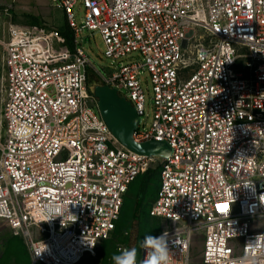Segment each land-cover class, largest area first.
I'll list each match as a JSON object with an SVG mask.
<instances>
[{
    "label": "built area",
    "instance_id": "2783aa9c",
    "mask_svg": "<svg viewBox=\"0 0 264 264\" xmlns=\"http://www.w3.org/2000/svg\"><path fill=\"white\" fill-rule=\"evenodd\" d=\"M48 1L63 13L70 47L58 30L5 25L0 12V222L32 264L94 256L132 184L154 170L147 214L169 223L173 264H192L197 236L200 264H264V0ZM87 32L119 67L90 64ZM88 69L133 107L132 141L166 144L168 158L113 136ZM143 75L152 88L147 132ZM45 205L60 212L49 219Z\"/></svg>",
    "mask_w": 264,
    "mask_h": 264
},
{
    "label": "rangeland",
    "instance_id": "374dc122",
    "mask_svg": "<svg viewBox=\"0 0 264 264\" xmlns=\"http://www.w3.org/2000/svg\"><path fill=\"white\" fill-rule=\"evenodd\" d=\"M0 12L3 15L5 25L56 29L58 31H63L66 27L63 13L52 8L48 0H0ZM74 13L77 24L81 25L83 10L76 7ZM82 44L90 64L98 72L105 73L120 66V63L113 64L111 60L105 58V46L98 34L93 35L91 32L83 34ZM133 58L123 60L122 63L127 65L135 61L134 56ZM88 76V85L92 92L95 87L102 86L100 78L91 69H88ZM141 84L145 97V107L139 129L147 132L153 119L152 88L147 75L142 76ZM151 173L154 174L149 177L145 191L142 187L141 191L137 195L135 194L141 188L142 178L137 179L130 187L125 197L117 230L112 238L101 244L94 256L85 257L79 264H113L112 256L119 254L120 245L128 248L135 246L139 253L140 244L145 235L157 236L169 229V223L149 218L147 214L159 181L158 171L154 170ZM135 200L138 201V207ZM201 249L202 238L197 236L193 243L192 264H200ZM0 264H32L25 242L19 236H15L3 222H0Z\"/></svg>",
    "mask_w": 264,
    "mask_h": 264
},
{
    "label": "water",
    "instance_id": "95a60500",
    "mask_svg": "<svg viewBox=\"0 0 264 264\" xmlns=\"http://www.w3.org/2000/svg\"><path fill=\"white\" fill-rule=\"evenodd\" d=\"M93 95L98 101L101 118L125 148L140 155L169 157L171 151L166 144L150 142L138 145L132 141L140 120L131 104L120 97L116 90L98 86L94 88Z\"/></svg>",
    "mask_w": 264,
    "mask_h": 264
},
{
    "label": "clouds",
    "instance_id": "9594fccd",
    "mask_svg": "<svg viewBox=\"0 0 264 264\" xmlns=\"http://www.w3.org/2000/svg\"><path fill=\"white\" fill-rule=\"evenodd\" d=\"M45 209L49 214V219L55 218L57 214L54 213L60 212L59 206L45 205ZM175 245L176 241L170 240L167 231L159 236L145 235L140 244L143 250L142 259L138 260V249L133 246L120 249L119 254L112 256V261L113 264H173L172 247Z\"/></svg>",
    "mask_w": 264,
    "mask_h": 264
},
{
    "label": "trees",
    "instance_id": "16d2710c",
    "mask_svg": "<svg viewBox=\"0 0 264 264\" xmlns=\"http://www.w3.org/2000/svg\"><path fill=\"white\" fill-rule=\"evenodd\" d=\"M35 25H36V23H35ZM59 33L62 35V36H64L65 38H66V41H67V45L70 47V41H71V33H70V31L68 30V28H67V26L65 27V29L63 30V31H59ZM151 174H154V173H151V172H149V173H147V174H145L144 176H142V177H140V178H142V181H141V183H140V189L138 190V192L137 193H135L136 195L141 191V189H142V187L144 188V191L146 190V188H147V185H148V183H149V177L151 176ZM157 188H158V186H157ZM143 191V192H144ZM156 191H157V189H156ZM156 193V192H155ZM128 194V193H127ZM127 196V195H126ZM154 197H155V195H154ZM154 197H153V199H154ZM138 200V199H137ZM137 200H135V204H136V206L138 207V201ZM153 201V200H152ZM151 201V202H152ZM141 207H142V205L140 206V209H141ZM149 209V208H148ZM122 212H123V210H122ZM147 213H148V210H147ZM116 230H117V228H116ZM116 232V231H115Z\"/></svg>",
    "mask_w": 264,
    "mask_h": 264
},
{
    "label": "crops",
    "instance_id": "0c3cea01",
    "mask_svg": "<svg viewBox=\"0 0 264 264\" xmlns=\"http://www.w3.org/2000/svg\"><path fill=\"white\" fill-rule=\"evenodd\" d=\"M143 205V204H142Z\"/></svg>",
    "mask_w": 264,
    "mask_h": 264
}]
</instances>
